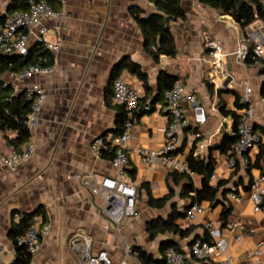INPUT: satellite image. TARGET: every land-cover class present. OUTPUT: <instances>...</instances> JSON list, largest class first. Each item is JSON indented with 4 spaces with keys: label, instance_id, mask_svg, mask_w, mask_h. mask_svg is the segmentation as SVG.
I'll return each mask as SVG.
<instances>
[{
    "label": "crops",
    "instance_id": "0c3cea01",
    "mask_svg": "<svg viewBox=\"0 0 264 264\" xmlns=\"http://www.w3.org/2000/svg\"><path fill=\"white\" fill-rule=\"evenodd\" d=\"M13 1L0 0V13L9 12ZM54 5L62 16L42 22L45 38L60 46L57 52L49 51L54 58L52 72L20 82H11L5 76L16 94L41 84L47 101L40 124L33 130L34 153L16 169L1 162L15 152L9 143L15 132L0 128V264H15L17 249L11 230L19 221L15 214L21 217L27 213L36 214L35 218L50 226L32 264H82L69 245L70 237L80 232L91 236L94 252L107 251L116 263L141 264L134 251L129 252L135 246L158 260L163 255L162 244L171 241L186 254L189 264H208L197 263L190 249L195 240L209 238L201 219L211 218L221 225L222 204L211 207L208 202L202 203L209 211L195 222L185 217L176 219L185 235L167 232L152 239L148 230L154 221L167 219L174 210L183 212L190 205L181 195L184 180H175L166 166L145 164L141 156L144 151L162 150L166 144L170 118L165 96L158 98L163 72L177 76L185 85V96L194 95L206 108L207 121L198 125L191 106L185 103L191 123L180 135L178 156L187 162L190 154L200 163L214 161L217 180L211 179V184L225 182L219 195L233 206L229 222L255 223L257 233L241 241L235 239L236 230L221 229L228 244L227 255L235 260L247 258L264 235V215L253 211L250 194L253 179L263 173L249 169L244 157L235 154L234 146L228 153L219 148L226 136L237 135L234 114L239 120L243 108L237 106V97L241 98L247 87L252 88L253 124L264 140L261 70L236 56L246 29L263 23L256 21L243 29L232 13L223 14L201 0H182L186 18L170 22L178 54L173 58L162 56L156 62L132 14L133 10H140L144 16L156 12L152 0H55ZM206 35L222 44L223 59L216 61L206 49ZM38 36L40 28L30 36L31 46ZM124 60L141 66L151 90L147 92L144 82L128 66H122L120 74L142 100L138 128L128 144L130 163L123 174L139 190V214L126 217L118 227L105 213L104 199L93 192V186L103 177L119 178L120 174L112 158L96 156L91 145L94 139L117 134L123 127L121 106L114 104L112 97L113 74ZM197 132L200 136L190 143L189 136ZM259 151L256 148L247 156L249 162H255ZM231 158L237 161L234 169L228 166ZM191 176L195 187L201 188L204 177L196 172ZM170 191L173 197L164 206L152 204V199L160 200Z\"/></svg>",
    "mask_w": 264,
    "mask_h": 264
},
{
    "label": "built area",
    "instance_id": "2783aa9c",
    "mask_svg": "<svg viewBox=\"0 0 264 264\" xmlns=\"http://www.w3.org/2000/svg\"><path fill=\"white\" fill-rule=\"evenodd\" d=\"M62 11L55 10L46 1L30 0L27 9L7 15L5 22L0 25V51L7 55L18 54L22 57L28 55L30 50V36L35 34L36 28H40L38 41L44 44L48 51L57 52L60 46L45 38L46 28L42 25L43 20L60 18ZM249 27V26H248ZM205 47L212 57L219 61L224 58V48L216 39L206 35ZM237 59L246 64L260 68L261 77L264 81V26L246 29L236 52ZM53 65L40 66L30 65L20 73H9L11 82L34 77L39 74L52 72ZM5 82V86L10 83ZM252 88L247 87L241 97L243 106L240 118L236 126L237 142L234 145L235 154L244 157V164L249 163L248 155L259 148L262 141L253 124L254 108L251 102ZM169 113V122L166 129V144L162 150H148L141 153L145 164H160L172 171L179 173L194 172L186 160L178 156V144L182 132L190 126L191 119L185 103L188 102L193 112V120L202 125L207 121V111L194 95L185 96V85L182 81H176L174 86L164 93ZM26 97L31 101V112L28 116L27 127L31 138L21 152H14L9 157L2 158V164L16 169L22 162L29 160L35 149L32 134L35 127L40 124L41 112L47 101V92L39 83L34 84L26 90ZM113 103L123 106L125 109V121L121 131L107 137H98L92 142L91 148L98 157L103 156L106 150H113L112 165L119 171V178L106 176L93 186V192L104 199V211L114 224L118 227L126 217H136L138 209V188L124 179V171L130 163L128 144L132 141L138 128L137 113L140 107V93L132 88L127 78L120 74L113 82ZM197 132L189 136V142L199 137ZM237 161L231 158L228 166L234 169ZM211 179L217 180L216 174ZM253 211L264 215V174L253 179L250 187ZM209 209L200 203H193L187 210L185 218L190 222L201 219ZM20 219L19 214H15ZM208 232V239H197L192 243L190 253L197 263L208 262V264H264V235L252 253L244 260H235L227 255L228 244L222 236V228L211 218L201 219ZM237 231L236 241L243 240L246 236L257 233L255 223L252 220L230 221L228 226ZM49 224L43 223L40 218H35L33 224L24 234L17 238L18 244L25 245L32 256L37 254L42 246V238L48 234ZM69 245L74 254L82 264H128L126 261L116 263L107 251L94 252L93 239L85 233H75L69 239ZM132 249L129 248V252ZM135 253V252H134ZM136 254V253H135ZM144 264V263H141ZM154 264H189L186 254L174 246L167 247L160 262Z\"/></svg>",
    "mask_w": 264,
    "mask_h": 264
},
{
    "label": "trees",
    "instance_id": "16d2710c",
    "mask_svg": "<svg viewBox=\"0 0 264 264\" xmlns=\"http://www.w3.org/2000/svg\"><path fill=\"white\" fill-rule=\"evenodd\" d=\"M30 0H14L9 12L0 13V25H2L7 15L16 13L17 11L27 9ZM35 1H46L55 10V0H35ZM204 4L209 5L221 13H232L235 20L241 25L243 29L254 24L256 21H261L264 25V0H201ZM154 2L157 11L144 16L140 10H133L132 14L138 22L140 29L144 36V43L151 56L156 62H159L162 56L176 57L178 54L176 41L171 30L170 22L172 20L185 19L186 12L182 6V0H152ZM49 66L54 65V58L45 48L44 44L37 42L35 45L30 47L27 56L22 57L18 54L7 55L0 51V128L9 129L15 132V136L9 140L11 146L14 147L15 152L23 151L24 146L28 143L31 138V133L27 127L28 116L31 112V101L27 99L26 92L16 94L13 86L9 83L5 86V76L9 73H20L30 65ZM128 66V70L137 75L139 79L144 82V87L149 92L150 85L148 82L147 74L141 68V66L135 62H128L124 60L119 64L113 77L119 76L122 66ZM179 78L175 75H171L168 72H163L160 76L159 84V95L158 98L164 96L166 90L171 89L175 82ZM264 94V84H263ZM140 99V103H141ZM240 97H237V106L242 108L240 105ZM120 106V105H119ZM121 110V122L125 121V109L123 106ZM139 116V110L137 117ZM236 122H238V116L234 114ZM118 131H121L119 129ZM117 131V132H118ZM256 131V130H255ZM257 133V132H256ZM237 135L232 138L226 136L220 145V151L222 153H228L230 149L237 142ZM259 145V153L256 157L255 162H249L246 166L249 169L257 168L264 174V140ZM113 150H106L103 152V156L113 158ZM189 167L193 172L199 173L204 177L201 188H196L192 176L188 173H179L173 171L171 175L175 180H184L182 189V197L188 198L190 204L193 203H204L208 202L211 207H215L219 204L223 205V210L220 216L221 228L227 227L229 224V218L233 212V206L226 203L221 197V187L225 185V182H220L216 186L211 184V177L214 173L215 163L211 160L209 163L198 162L194 159L193 154L188 157ZM237 167V165H236ZM173 193L170 191L169 194L164 196L160 200L152 199L151 202L157 207L164 206L170 199H172ZM189 207L186 208V210ZM185 211L174 210L173 214L165 218H160L149 225V232L152 239H155L159 234L169 233H181L185 235L184 229H182L177 223L176 219L185 217ZM36 214H23L19 221L14 224L11 230V236L17 249V259L15 264H32L33 256L28 251L25 245L18 244L17 238L24 234L25 231L33 224ZM45 217V214H44ZM174 246L178 250H181L175 243L169 241L164 242L161 246V250ZM132 250L136 253L139 260L144 264H154L160 262V259L154 260V258L148 255L142 248L135 246Z\"/></svg>",
    "mask_w": 264,
    "mask_h": 264
},
{
    "label": "water",
    "instance_id": "95a60500",
    "mask_svg": "<svg viewBox=\"0 0 264 264\" xmlns=\"http://www.w3.org/2000/svg\"><path fill=\"white\" fill-rule=\"evenodd\" d=\"M190 206H191V204L188 207H190Z\"/></svg>",
    "mask_w": 264,
    "mask_h": 264
}]
</instances>
